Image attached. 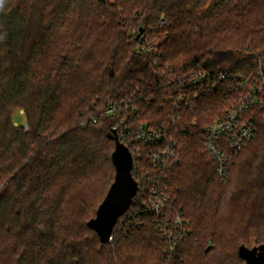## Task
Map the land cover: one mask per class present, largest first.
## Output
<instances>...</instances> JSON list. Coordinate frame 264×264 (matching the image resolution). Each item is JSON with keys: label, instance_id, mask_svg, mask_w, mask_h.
<instances>
[{"label": "trees", "instance_id": "1", "mask_svg": "<svg viewBox=\"0 0 264 264\" xmlns=\"http://www.w3.org/2000/svg\"><path fill=\"white\" fill-rule=\"evenodd\" d=\"M198 70L226 77L176 110V82ZM259 75L264 0H0V264H245L238 248L264 244V109H250L256 132L225 182L202 131ZM114 126L137 183V166L156 176L151 146L128 144L138 128L176 141L164 169L167 216L188 221L176 243L137 195L111 241L87 226L114 180Z\"/></svg>", "mask_w": 264, "mask_h": 264}, {"label": "built area", "instance_id": "2", "mask_svg": "<svg viewBox=\"0 0 264 264\" xmlns=\"http://www.w3.org/2000/svg\"><path fill=\"white\" fill-rule=\"evenodd\" d=\"M139 43V51H152L153 45L149 43L145 34L140 35ZM213 77H219L220 80H223L226 74L198 70L188 74L185 79H178L177 87L173 89L170 95L172 99H177L175 109L189 108L200 96L209 91H215L216 82L211 81ZM242 81V85L246 84L244 94L225 107L221 114L207 124L202 131L204 150L214 164V177L221 182H225L229 177L231 155H236L256 132L255 118L249 113L250 109L252 107L264 109V76L259 75V78L253 79V81L249 79ZM186 90L194 91L187 93ZM122 105L109 104L100 114L116 115ZM97 119V116L90 113L88 119L81 126L85 128L89 122L96 123ZM113 130H116V126L113 127ZM133 141L151 146L146 156L147 163L156 173L155 177H150L143 173L139 166L136 167L135 173L140 183H137L135 195L142 201L147 200L144 206L145 211L155 217V222L160 226L161 235L167 243H176L177 237L186 233L184 225L188 223L178 213L172 219L167 216V213L173 208L171 195L164 183L166 178L164 169L169 164L178 161L176 141L167 139L162 131L152 130L144 126L138 128L135 137L130 138L128 144L131 145ZM126 147L128 148L127 145ZM173 248L172 245L170 251H173Z\"/></svg>", "mask_w": 264, "mask_h": 264}, {"label": "water", "instance_id": "3", "mask_svg": "<svg viewBox=\"0 0 264 264\" xmlns=\"http://www.w3.org/2000/svg\"><path fill=\"white\" fill-rule=\"evenodd\" d=\"M115 133L113 131L115 149L111 155L115 169L114 180L95 216L87 222V226L96 232L102 244L110 241L116 221L130 207L137 191V182L131 173L132 155L129 149L119 142ZM238 256L245 264H264V244L252 248L240 246Z\"/></svg>", "mask_w": 264, "mask_h": 264}, {"label": "rangeland", "instance_id": "4", "mask_svg": "<svg viewBox=\"0 0 264 264\" xmlns=\"http://www.w3.org/2000/svg\"><path fill=\"white\" fill-rule=\"evenodd\" d=\"M14 125L17 126V124H23L24 123V114L23 111H17L14 114ZM203 138V137H202ZM230 189V188H228Z\"/></svg>", "mask_w": 264, "mask_h": 264}]
</instances>
